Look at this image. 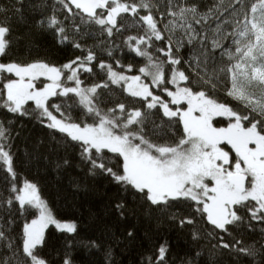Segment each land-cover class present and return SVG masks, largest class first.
Wrapping results in <instances>:
<instances>
[{"label": "snow or ice", "instance_id": "snow-or-ice-1", "mask_svg": "<svg viewBox=\"0 0 264 264\" xmlns=\"http://www.w3.org/2000/svg\"><path fill=\"white\" fill-rule=\"evenodd\" d=\"M42 6L52 14L36 27L82 54L59 66L7 59L12 26L0 22V108L35 120L58 145L75 148L88 175L109 178L146 213L181 227L198 215L211 226L212 249L264 264V0ZM23 7L24 0L0 3V15L23 19ZM130 28L135 34L125 35ZM125 50L143 58L142 66L123 63L117 54ZM112 86L119 90L115 99ZM11 123L0 122V264H74L67 251L55 262L43 254L50 225L70 235L78 226L57 219L37 183L18 176ZM31 163L39 171L70 162L37 156ZM114 207L123 218L125 203ZM168 253L161 243L141 264H169ZM114 254L113 245L105 247V264H115ZM201 259L197 251L183 264Z\"/></svg>", "mask_w": 264, "mask_h": 264}, {"label": "trees", "instance_id": "trees-1", "mask_svg": "<svg viewBox=\"0 0 264 264\" xmlns=\"http://www.w3.org/2000/svg\"><path fill=\"white\" fill-rule=\"evenodd\" d=\"M12 2L13 0H0V3L7 6ZM42 2L50 5L52 0H24L23 19L17 15H11V18L0 15V22L10 23L12 26L13 44L7 59L21 63L45 60L59 66L82 54L69 45L58 44L51 31L36 27L37 20L52 14V8L43 7ZM197 2L209 5L212 0ZM123 15L128 18L129 23L133 19L128 14ZM128 34L135 32L130 28L125 33ZM87 42L89 45L96 43L93 39ZM117 55L123 57L122 62L125 64H143V58L135 57L126 50ZM112 87L115 89V86ZM118 95L119 90L115 89L112 99ZM218 98L224 99L223 94H219ZM232 103L236 104L234 101ZM9 121L12 122V152L18 176L37 183L42 199L49 203L57 219L75 221L78 226L77 233L71 235L58 232L54 226H49L46 247L43 249L46 258L59 261L67 251L74 264H105L104 249L111 244L114 248L115 264H141L145 254H152L154 249L166 242L169 246V264H183V261L190 259L197 251L202 254L200 264H204L205 260L214 261L215 264H249L246 257L237 258L228 250L212 249L211 244L215 243V239L207 235L211 226L198 215L193 224L181 227L167 216L156 212L148 214L132 196L121 193L109 178L88 175V166L81 162L75 148L65 149L58 145L49 130L35 120L18 117L0 108V122L7 125ZM17 132L19 135H16ZM56 136L59 139L58 133ZM37 156H47L49 159L66 157L70 163L59 170L41 167L37 171L31 163ZM2 177L3 173H0V188H3ZM120 201L125 203L123 218H120L114 207ZM129 230L133 232V238L127 237ZM194 232L198 233V239H193ZM250 236L251 234H245L246 242H249ZM224 238L229 239L227 235ZM89 241H96L100 247H85ZM68 242H71L70 247Z\"/></svg>", "mask_w": 264, "mask_h": 264}, {"label": "rangeland", "instance_id": "rangeland-1", "mask_svg": "<svg viewBox=\"0 0 264 264\" xmlns=\"http://www.w3.org/2000/svg\"><path fill=\"white\" fill-rule=\"evenodd\" d=\"M50 226H52V225H50Z\"/></svg>", "mask_w": 264, "mask_h": 264}]
</instances>
